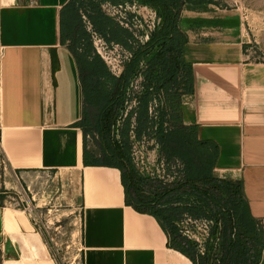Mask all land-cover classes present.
Masks as SVG:
<instances>
[{"label":"crops","instance_id":"obj_1","mask_svg":"<svg viewBox=\"0 0 264 264\" xmlns=\"http://www.w3.org/2000/svg\"><path fill=\"white\" fill-rule=\"evenodd\" d=\"M70 1L0 0V162L26 181L33 202L39 194L49 199L48 181L57 186V177L67 176L47 212L78 211L81 264H193L169 247L154 217L126 204L118 168L84 165V145L88 162L100 153L84 136L80 75L60 38V13ZM243 27L237 11L181 12L193 92L181 96L180 115L199 141L217 146L212 176L241 182L264 228V62L248 59ZM2 222L17 231H0L5 264H56L50 236L29 217L7 211Z\"/></svg>","mask_w":264,"mask_h":264},{"label":"trees","instance_id":"obj_2","mask_svg":"<svg viewBox=\"0 0 264 264\" xmlns=\"http://www.w3.org/2000/svg\"><path fill=\"white\" fill-rule=\"evenodd\" d=\"M132 1L147 2L163 12L161 26L145 44H139L128 29L103 14L96 0H71L60 13L61 43H67L80 75L86 107L84 136H93L100 153L98 160L88 162L84 145V165L118 168L126 204L154 217L169 247L193 264H259L264 228L251 216L241 182L212 176L217 146L199 141L195 129L184 126L181 120L180 98L193 92V80L183 58L186 38L179 22L184 6L191 2H113ZM207 3L211 2L202 0L192 5ZM83 11L107 44L118 45L130 54L119 77L112 75L94 52L82 23ZM138 73L144 77L142 92L135 97V108L122 118L130 100L129 83ZM160 97L165 104L161 109ZM131 136L138 143L153 141L163 165V175L154 176L155 186H149V191L144 190L149 178L138 173L131 160ZM185 220L209 223L210 236L217 235L212 238L214 246L207 241L200 253L198 244L180 228Z\"/></svg>","mask_w":264,"mask_h":264},{"label":"rangeland","instance_id":"obj_3","mask_svg":"<svg viewBox=\"0 0 264 264\" xmlns=\"http://www.w3.org/2000/svg\"><path fill=\"white\" fill-rule=\"evenodd\" d=\"M96 1L100 2V9L103 14L108 18L115 20L122 28L128 29L139 44H145L151 34L162 24L163 12L161 8H155L147 2L132 1L131 3L122 4L119 2L115 4L113 1L117 2V0ZM198 1L202 0H190L191 4L185 5L182 11L219 10L240 12L245 31V40L247 41L244 46L246 55L250 61L264 62V0H203L211 3L201 6L192 5L194 2ZM82 23L89 35L94 52L97 54L92 39V34L95 33V31L92 28L85 11L82 12ZM95 34L102 41L101 45L97 44L98 51L102 56H105V58L111 59L113 65H115L117 69H121L122 73L124 64L130 54L118 45L107 44L97 33ZM106 67L108 68L107 65ZM142 69L143 64L139 68V72ZM108 70L110 71L109 68ZM160 76H162V74ZM143 82L144 77L139 73L130 81L128 86L130 100L125 107V112L122 118L126 116L127 112H130L131 109L135 108V97L138 93L142 92ZM160 100L161 109L164 108L163 106L165 104L162 97H160ZM92 137L93 136L89 134L88 144L94 151H96V142ZM131 145L132 163L138 173L149 178V181L145 182L146 187L144 189L145 191H149V186H155L153 182L154 176L158 174H160V176L163 175V165L161 161L159 163L158 150L154 146L153 141H147L144 139L142 142L138 143L133 136H131ZM159 164L160 167H158ZM66 177V175L58 176L57 186H54V184L50 186L48 181L47 191H52L49 199L47 196L46 198H42V194H39L34 197L33 202V192L29 193L27 190L26 181L18 182L15 176L10 175L8 169L0 162V222H2V216L7 211L15 216L22 215L23 218L29 217L40 229L42 234L46 237L50 236L55 238L61 244L63 250L59 251V255L54 254L52 257V259L56 261V264H81L80 252L77 251V249L79 250L80 248V246H78L80 237L78 211H76L75 214H70L68 209L63 206L59 208V212H47V210H49L47 207L48 202L52 200L51 203L53 204L55 198L61 195L63 191L61 184H66ZM30 190H32V188ZM32 204L40 206V208L34 210ZM210 226L209 223L199 220H185L180 224V228L184 233L198 244V250L200 253L204 252L205 242L208 241L210 243L209 246H214V244H212V238L217 237V235L210 236ZM0 229L1 234L6 237L17 232L13 228L5 227L3 222L0 225ZM0 264H5L1 249Z\"/></svg>","mask_w":264,"mask_h":264},{"label":"built area","instance_id":"obj_4","mask_svg":"<svg viewBox=\"0 0 264 264\" xmlns=\"http://www.w3.org/2000/svg\"><path fill=\"white\" fill-rule=\"evenodd\" d=\"M127 26V25H126ZM88 29V28H87ZM89 31V30H87ZM92 39L94 41V45H95V49H96V52L97 54L102 58V60L106 63V65L108 66V68L110 69L112 75L116 76V77H119V75L121 74V69H117V67L115 65H113V61L111 59H108V58H105V56H102L101 53L98 51L97 49V44H102V41L99 39V37L93 33L92 34ZM104 45V44H103ZM130 56H128L129 58ZM127 59V58H126ZM128 60V59H127ZM48 240H49V243L53 245V247L55 248V252L54 254L55 255H59V250H56L57 247V243H55L54 241V238L53 237H48ZM78 252H81V250L77 249Z\"/></svg>","mask_w":264,"mask_h":264}]
</instances>
